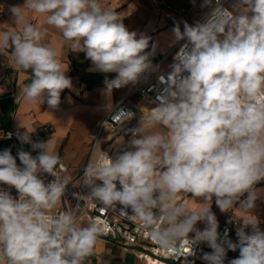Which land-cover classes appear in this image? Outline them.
<instances>
[{"label": "clouds", "instance_id": "clouds-1", "mask_svg": "<svg viewBox=\"0 0 264 264\" xmlns=\"http://www.w3.org/2000/svg\"><path fill=\"white\" fill-rule=\"evenodd\" d=\"M24 6L60 30L71 48L91 61V70L116 74L105 80L106 89L136 84L157 70L152 58L158 42L130 31L120 14L99 0H26ZM201 7L210 10L203 22L183 21V28L175 23L171 43L180 47L171 71L160 76L166 86L147 118L132 129L127 149L115 157L93 154L84 184L90 200L119 205L125 214L130 209L164 250L191 238L212 249L203 255L206 264H224L227 251L237 249L239 257L228 264H264L259 221L249 218L239 226L236 242L222 238L210 203L227 212L245 197L241 206L252 209L255 186L264 181V0H237L231 9H247L239 14L220 0H203ZM10 11L21 30L0 32V51L11 47L16 65L33 77L19 95L28 103L46 100L55 110L62 91L72 87L68 69L43 42L45 31L26 22L20 6ZM17 139L39 153L19 150L18 166L10 149L0 152V183L19 194L14 198L0 189V264H83L98 228L94 222L81 227L71 211L52 213L69 184L57 175L55 144L34 142L26 131ZM40 172L54 179L45 183ZM179 193L202 198V206L190 210L178 202Z\"/></svg>", "mask_w": 264, "mask_h": 264}, {"label": "crops", "instance_id": "crops-1", "mask_svg": "<svg viewBox=\"0 0 264 264\" xmlns=\"http://www.w3.org/2000/svg\"><path fill=\"white\" fill-rule=\"evenodd\" d=\"M26 0H0V32L20 31L21 26L14 20L10 11L13 6H20L26 22H29L45 31L44 43L53 47L59 53V58L67 70L66 75L71 78L72 87L61 93V102L55 110L50 109L46 103H28L23 95H19L21 89L31 83V70L20 69L9 47L0 51V125L4 128L18 127L23 132H33L45 125H50L52 131L46 142L50 139L55 144V154L60 162L68 166L64 177L71 180L78 175L87 163L92 141L89 137L101 121L109 114L116 103L124 97L134 84L126 87L106 89L105 80L115 78V73H101L93 71L91 61L71 48L60 32L53 26L46 24V17L27 9ZM102 7L120 14L123 23L130 31L144 32L158 42L156 55L152 58L155 64L161 57L170 53L177 44H172V29L175 23L183 21L190 25L195 24L206 12H200L198 17L192 18L189 12L181 15L176 11L155 5L148 0H99ZM196 4V3H195ZM194 4V5H195ZM200 11V10H199ZM168 63V66H166ZM172 61L166 62L161 70H169ZM134 109V118L130 125L123 129L114 139L113 143L103 146L112 149L115 145L122 144L130 131L139 126V120L146 119L154 105L145 99L134 96L131 100ZM40 178H48L49 175ZM258 199L256 206L245 210L241 197L227 212H221L213 200L212 211L215 213L219 228L225 224L237 222L242 226L249 218L259 221L264 230V181L256 186ZM182 193H179L181 195ZM202 198L190 194L187 207L196 210L202 206ZM196 227L203 230L205 225L198 222ZM83 264H147L132 250L125 249L119 240L114 238L98 237L92 254L86 257ZM166 264H178L167 260ZM195 264H206L203 259H198Z\"/></svg>", "mask_w": 264, "mask_h": 264}, {"label": "built area", "instance_id": "built-area-1", "mask_svg": "<svg viewBox=\"0 0 264 264\" xmlns=\"http://www.w3.org/2000/svg\"><path fill=\"white\" fill-rule=\"evenodd\" d=\"M236 0H220L223 7L231 9ZM210 10H208L209 12ZM187 10L182 8L178 11L181 15H186ZM208 12L203 15L198 21L203 22ZM3 14H0L2 17ZM180 43H183L180 42ZM180 44L168 54L161 57L154 65L157 67L156 71L145 73L140 80L134 84L129 92L122 97L116 105L111 109L109 114L101 121L98 127L90 133L89 137L92 141L91 150L85 168L71 180L66 187L65 194L61 197L58 204L52 210L53 214L71 211L77 217L78 224L81 227H87L90 223L94 222L98 228L97 238H114L120 241L125 249L132 250L139 258L144 259L147 264H166L167 260L173 261L178 264H195L198 259H203L205 253H210L211 248L208 247L206 242L194 244L191 238H184L178 240L170 250L162 249L152 238L151 229L146 226L141 220L135 218L130 209L129 214L121 211V206H105L100 202L89 199V191L84 184V174L87 165L95 154L97 157L102 151L108 152L112 157L122 153L128 147V142L132 137V130L130 131L127 139L122 143L115 145L112 149H107L103 145L113 143L114 139L127 128L134 118V109L131 106V100L134 96L141 99L150 101L154 106L157 97L166 86L161 82L160 76H165L171 71H162V66L172 61L177 53ZM171 63V64H172ZM52 128L50 125H45L40 129L27 132L30 133L31 139L34 142H46ZM11 133V138H6L7 134ZM24 132L16 126L11 128H4L0 125V141H10L22 150L29 152L33 157H36L39 150L33 151L31 144L22 143L18 136ZM22 166V165H18ZM57 175L63 180L64 174L68 171V166L60 162L56 168ZM48 183L54 177L49 175L48 178H41ZM0 189L8 191L14 198H18L17 190L9 185L0 183ZM190 193H182L177 197L179 203L187 206ZM155 211V210H154ZM239 227L237 222L232 224H225L219 231L222 238L231 239L236 242V229ZM225 230L228 235L224 237ZM194 236V233L190 234ZM239 257V249L235 252L228 250L224 264H228L231 259Z\"/></svg>", "mask_w": 264, "mask_h": 264}, {"label": "rangeland", "instance_id": "rangeland-1", "mask_svg": "<svg viewBox=\"0 0 264 264\" xmlns=\"http://www.w3.org/2000/svg\"><path fill=\"white\" fill-rule=\"evenodd\" d=\"M148 1L155 5L163 6L165 8L171 9L176 12H178L182 8L186 9L189 12V8L193 5L190 9V14L192 18H196L198 17L200 12L204 13L208 10V8L201 7L203 0H148ZM236 2L237 0L234 3ZM246 11L247 9L244 7H239L234 9L235 14L244 13ZM166 66H168V63ZM40 174L41 176H46L47 173L40 172Z\"/></svg>", "mask_w": 264, "mask_h": 264}, {"label": "trees", "instance_id": "trees-1", "mask_svg": "<svg viewBox=\"0 0 264 264\" xmlns=\"http://www.w3.org/2000/svg\"><path fill=\"white\" fill-rule=\"evenodd\" d=\"M5 149H10L12 155L17 159V164H20V161L17 156V152L21 150L20 147L16 146L13 142L10 141H0V152H2Z\"/></svg>", "mask_w": 264, "mask_h": 264}]
</instances>
